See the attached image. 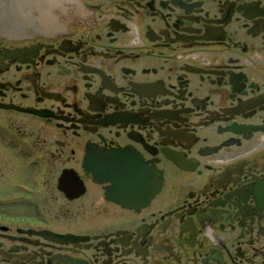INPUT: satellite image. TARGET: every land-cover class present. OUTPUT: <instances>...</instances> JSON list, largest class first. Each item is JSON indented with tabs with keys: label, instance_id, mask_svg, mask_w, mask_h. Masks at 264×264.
Here are the masks:
<instances>
[{
	"label": "flooded vegetation",
	"instance_id": "obj_1",
	"mask_svg": "<svg viewBox=\"0 0 264 264\" xmlns=\"http://www.w3.org/2000/svg\"><path fill=\"white\" fill-rule=\"evenodd\" d=\"M0 113V264H264V0H3Z\"/></svg>",
	"mask_w": 264,
	"mask_h": 264
},
{
	"label": "rangeland",
	"instance_id": "obj_2",
	"mask_svg": "<svg viewBox=\"0 0 264 264\" xmlns=\"http://www.w3.org/2000/svg\"><path fill=\"white\" fill-rule=\"evenodd\" d=\"M12 156L5 153L3 147V115L0 113V213L3 214V160H13Z\"/></svg>",
	"mask_w": 264,
	"mask_h": 264
},
{
	"label": "water",
	"instance_id": "obj_3",
	"mask_svg": "<svg viewBox=\"0 0 264 264\" xmlns=\"http://www.w3.org/2000/svg\"><path fill=\"white\" fill-rule=\"evenodd\" d=\"M1 4H3V0H0V5H1ZM112 156H113V153H112V152H109L108 157H109L110 159H112ZM110 170H111V168H110ZM93 173H94V172H93ZM94 175L97 176L96 173H94Z\"/></svg>",
	"mask_w": 264,
	"mask_h": 264
}]
</instances>
